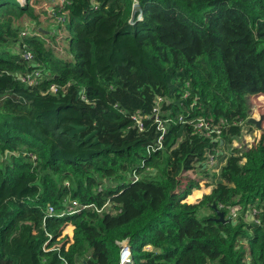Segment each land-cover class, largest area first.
I'll list each match as a JSON object with an SVG mask.
<instances>
[{"label":"trees","instance_id":"trees-1","mask_svg":"<svg viewBox=\"0 0 264 264\" xmlns=\"http://www.w3.org/2000/svg\"><path fill=\"white\" fill-rule=\"evenodd\" d=\"M42 2L0 0V264H120L123 241L132 264H264V135L233 148L264 95V0ZM180 116L231 127L221 144Z\"/></svg>","mask_w":264,"mask_h":264},{"label":"built area","instance_id":"built-area-1","mask_svg":"<svg viewBox=\"0 0 264 264\" xmlns=\"http://www.w3.org/2000/svg\"><path fill=\"white\" fill-rule=\"evenodd\" d=\"M18 1L22 4L25 2V0H21V1L18 0ZM26 34H27V32H23V35H26ZM21 54H22L23 59L27 62H31L34 59V55L32 54L31 51H29V49L26 45H23L21 47ZM39 78H41L39 76V73L35 72L33 74L27 75L26 77H21L20 79L22 80V82H25V83L32 86L33 84H36L38 82ZM56 90H57L56 86L53 85L52 91L56 92ZM82 100L87 101V98L85 95H82ZM163 101L164 100L162 98L157 99L156 107L154 108V116H153V119H155V121L158 123V130H162L163 134L155 141L154 145L149 148V151H156L157 152L158 150L163 149V139H164L165 128H164L163 123L161 122V118H160L161 105H162ZM130 118L132 121V128L134 130H137L140 133L145 131L146 127L144 125V120L146 118H148V116H146V114H144L142 111H137V112L131 114ZM179 121L181 123H183L184 125H186V124L192 125V127L195 129L196 133H198L200 137L208 139V140L213 141V142L223 141L225 132L227 131V129H229L231 127L228 123H226L225 120H220L219 122L208 121L207 119L187 120L183 116H180ZM235 127L243 128L242 133L244 135H247L249 133V130L245 127V123L243 121H241L240 124L238 126H235ZM254 129H253V131L257 130L256 128H254ZM256 132H258V131H256ZM257 135L255 137H257ZM254 142H255V138L251 142V144L248 146V148H251ZM233 146H234V144H233ZM219 158L220 157L218 156V154L208 155L209 167L213 170H216V172H214V173H218V174L221 172V170H222L221 168H222L223 163H224V162L219 161ZM243 162L244 161H242L241 163H243ZM132 180L135 182H137L139 180V176L137 173L133 174ZM78 206L79 205L77 202H73V208L69 211V213H72V214L75 213L76 208ZM107 206H108V204L105 207H107ZM88 207H91V206H84V208H88ZM48 213L53 215L54 209L52 207H50L48 209ZM253 213L256 214V210H253ZM64 215L65 214H61L60 216L62 217ZM120 246H121L120 264H132V254H131V248H130L129 242L123 241L120 244Z\"/></svg>","mask_w":264,"mask_h":264},{"label":"rangeland","instance_id":"rangeland-1","mask_svg":"<svg viewBox=\"0 0 264 264\" xmlns=\"http://www.w3.org/2000/svg\"><path fill=\"white\" fill-rule=\"evenodd\" d=\"M21 1V0H20ZM43 2V4H45L46 5V3H44L45 2V0H42ZM61 36L62 37H65L66 39H65V41H64V43H61L60 42V45H58V50H56L57 51V56L58 57H60V58H64L65 60H68V61H72L71 60V57H70V55H69V53H68V50L66 49V48H68V45H69V42H68V40H67V36H65V32L64 33H62L61 34ZM62 39H60V41H61ZM42 41L44 42V43H48V41H47V39H45V38H42ZM18 48H16V50H17ZM19 51V49L17 50V52ZM20 53H21V50H20ZM86 96V95H85ZM87 98V97H86ZM84 101V100H83ZM86 102H88V99H87V101ZM249 103H250V106H251V117H254V118H256V119H260L262 116L264 117V95H256V96H252V97H250L249 98ZM255 128V127H254ZM249 130H253V129H249ZM255 130V129H254ZM256 131H259V129L258 130H256ZM256 131H250V133H248L247 135H242L241 137H240V139L239 140H236L235 142H234V146L235 147H233V148H239V149H241L242 151H245V150H247V149H249L248 148V146L251 144V142L254 140V138H255V136L257 135V137H259V136H263L264 135V120H263V122H262V129L259 131V132H256ZM262 139V138H261ZM256 140V139H255ZM253 145H254V143H253ZM252 145V146H253ZM231 147V146H230ZM232 148V147H231ZM223 158L222 157H220L219 158V161H221ZM208 169V168H207ZM208 171L209 172H211V173H214V172H216V170H213V169H208ZM189 176H191V177H193V178H197V176L195 175V174H193V175H189ZM203 177L202 176H199V180H200V183H201V185L204 187V185L206 184V181H202L201 182V179H202ZM198 179V178H197ZM208 190H209V194L211 193V190H212V188L210 187V188H208ZM208 193V192H207ZM189 198V197H188ZM188 198L185 200V202L187 203V204H197V203H199L202 199H203V197L201 198V199H196L194 202H188ZM205 211V213L207 214V215H212V212L210 211V210H204Z\"/></svg>","mask_w":264,"mask_h":264},{"label":"water","instance_id":"water-1","mask_svg":"<svg viewBox=\"0 0 264 264\" xmlns=\"http://www.w3.org/2000/svg\"><path fill=\"white\" fill-rule=\"evenodd\" d=\"M263 120H264V117H263V116H262L260 119H256V118H254V117H250V118L248 119V122H249V124L254 125V126L256 127V129L261 130V129H262V122H263ZM212 207H213V209L216 210V214H217V216H218V218H217L216 220H217L218 222L229 223L230 220H228V219L225 218V213L222 212V211H220V210L217 208L216 203H214V204L212 205Z\"/></svg>","mask_w":264,"mask_h":264},{"label":"crops","instance_id":"crops-1","mask_svg":"<svg viewBox=\"0 0 264 264\" xmlns=\"http://www.w3.org/2000/svg\"><path fill=\"white\" fill-rule=\"evenodd\" d=\"M251 128H254V127H251ZM251 131H253V130H251ZM259 131H260V130H259ZM259 131H258V132H259ZM249 133H250V131H249ZM257 138H258V137H255L256 140H257ZM223 143H224V141H221V144H223ZM219 174H220V173H219ZM219 174H218V175H219ZM206 182H207V181H206ZM208 183H210V182H208ZM210 187L212 188V186H210V185L207 184V183L204 185V187H203V186L201 185V183H200V189H199V190H194L193 193L189 196V198H190L192 195H194L196 191H200V190H203V189H207V191H204V192H203V194L201 195V197L197 198V199H201V198L204 197L205 195H208V194H209V190H208V188H210ZM207 192H208V193H207ZM211 192H212V190H211Z\"/></svg>","mask_w":264,"mask_h":264},{"label":"clouds","instance_id":"clouds-1","mask_svg":"<svg viewBox=\"0 0 264 264\" xmlns=\"http://www.w3.org/2000/svg\"><path fill=\"white\" fill-rule=\"evenodd\" d=\"M255 127V126H254ZM256 128V127H255ZM258 130V129H257ZM220 210V209H219ZM221 211V210H220Z\"/></svg>","mask_w":264,"mask_h":264}]
</instances>
